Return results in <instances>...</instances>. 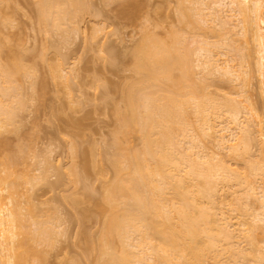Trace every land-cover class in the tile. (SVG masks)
I'll return each instance as SVG.
<instances>
[{"label": "bare ground", "instance_id": "6f19581e", "mask_svg": "<svg viewBox=\"0 0 264 264\" xmlns=\"http://www.w3.org/2000/svg\"><path fill=\"white\" fill-rule=\"evenodd\" d=\"M10 1L14 3L0 0V6L4 7L5 12L6 9H16L14 14L11 13L12 16H8L0 7V11L3 10L0 12V165L3 166V172L0 171V264H48L47 252L41 248L39 250L35 245L39 243L40 246H55L57 240L54 237L61 234V230H56L57 224H52L55 213L51 215L42 212L43 214L39 215L43 218H38L34 206L29 205L32 196L25 195L24 199L29 203L26 208L29 214L26 215L33 223L36 222L34 225L37 226L31 231L28 228L29 223H26L19 212L21 202L16 197L19 187L31 183L34 188L36 184L42 183L47 177L44 173L46 171L43 170L41 176L33 177L27 176L25 172L21 173L18 166L24 165L25 154L22 148L25 147L19 145L14 151L3 134L19 129L18 114L27 109V104L29 106L36 102L39 94L37 92L43 84L53 81L52 83H57L60 88L63 84V91L67 88V97L72 100L71 86L75 76L73 79L72 69L65 74L66 68L62 67V63L49 66L48 72L46 64L49 62L44 56H41L42 62H38V68L37 61L34 66H26L27 63H24L22 57L25 54L20 52H24L21 40L15 42L9 37H4L7 30L17 26L13 17L18 8L14 7V0ZM24 1L26 3V0ZM185 1L189 0L177 1V14L179 22L188 26L192 24L193 16L196 15L194 13H199L200 10L201 5L195 2L204 5L206 0L192 1V7L199 9L195 12L192 7L186 8ZM224 1L228 2L227 5H218L221 1L204 5L208 6L207 10L213 5L216 6H213L215 10L213 7L210 9L208 17H213L212 23H215L214 27L210 28L212 34L215 32V41L197 35L198 38L193 37L196 41L191 43L196 45L193 44L191 50L188 48L191 44L187 38L177 32L172 31L164 40L145 31L132 52L128 53L131 59L130 70L135 77L120 88L122 106L113 105L116 122L111 147L113 152L110 156H106L105 152L106 157L103 156L108 160L106 163L113 173V179L106 187L102 199L95 200L97 214L103 219L102 228L97 240L89 233L83 232L85 251L81 258L71 260L70 264H264V179L260 175H264V122L259 115L255 119L252 116L254 121H251L255 106L251 108L254 103L246 94L250 73V65L246 63L251 61L250 51L256 50L245 47L252 43L257 48V55L260 57H257L259 61L256 65L264 80V0ZM107 2L119 4L121 0H106L105 3ZM27 4L32 8L34 6L36 20L43 32H60V35L64 33V37L65 33L67 35L74 31L77 35L80 28L76 29L77 32L74 29L78 28V18H83L86 13L82 0H27ZM123 6V13L131 12V5ZM222 6L225 9L229 7V11ZM203 9L201 11L206 10ZM201 14L198 15L201 17ZM206 15L202 18L205 19ZM208 18L205 20L208 21ZM217 24L223 34H218L220 29L216 32L215 29L219 28ZM223 36H227V40L231 37L228 44L223 42ZM216 40L226 45L221 43L223 46H220ZM211 46L214 49L210 48ZM222 47L227 48L226 52L231 49L230 52L243 53L247 49L244 58L241 56L243 59L240 60L241 64L247 59V70L243 63L240 65L241 69L231 66L230 62L222 66L224 61L219 63L220 59L214 58V55H217L215 52ZM109 52L112 55L113 52ZM237 53L239 55V52ZM254 55L256 54H253V57ZM246 56L249 58H245ZM112 59L110 58V62L114 64L115 58ZM40 63L46 67L44 68L47 72L44 73L47 74L40 73L42 69L39 68H43L39 67ZM199 71H203L201 73H205L204 76ZM69 72L72 75H69ZM197 72L201 74L202 79ZM216 72H222L221 74L231 78L230 80L235 78L233 81H239L240 85L237 83L238 88H235L238 92L229 93V96L232 98L237 95L243 100L230 99L228 94H223V98L222 95L216 94L217 98H214L215 94L210 92L209 88H214L216 84V88L219 87L218 81L211 78ZM25 78L26 80H23ZM49 79L51 81H48ZM23 81L30 91L27 90V95L22 96L25 85ZM215 82L217 83L214 86ZM44 86L42 90L47 87ZM260 88L263 96L264 82ZM44 92L41 91V98L37 99L40 104L43 103L42 97L45 98ZM225 95L228 98H225ZM220 97L224 102H220ZM254 112L257 113L256 109ZM14 121H17L16 124ZM207 140L210 145L205 143ZM252 144L260 147L261 162L259 159L250 160V151L254 148L259 150L256 145L253 148ZM210 146L214 149L217 147L219 152H212ZM74 149H71L72 154L82 153ZM94 151L95 148L91 149L92 157ZM220 151L221 154L224 151L229 153L228 157L224 156L226 154L221 155ZM3 152L8 153L5 155ZM9 152L15 153L9 157L12 155ZM84 154L83 152L82 156ZM248 157L249 161L246 160ZM106 159L104 160L107 161ZM231 160L236 168L229 163ZM48 166L52 168V163ZM61 166L57 165L56 170L54 169L57 171V183H68L73 187L85 181V169L84 172L78 171L77 166L72 164L69 169L63 170L65 168L62 169ZM257 177L262 179L260 184ZM232 188L233 192L229 193ZM87 189L85 187L83 195L70 192L66 197L63 196L64 203L71 204L74 209L79 207L85 199H92ZM2 192H7V195L2 196ZM226 192L229 193L228 198L224 194ZM234 212L238 215L232 214ZM85 217L87 220L88 217L84 215ZM84 218L82 216V219ZM52 226L55 228L51 229ZM62 232L65 237L69 234L66 230Z\"/></svg>", "mask_w": 264, "mask_h": 264}, {"label": "rangeland", "instance_id": "374dc122", "mask_svg": "<svg viewBox=\"0 0 264 264\" xmlns=\"http://www.w3.org/2000/svg\"><path fill=\"white\" fill-rule=\"evenodd\" d=\"M6 1H9L10 3L11 2L14 3L13 1H10V0H6ZM14 1L16 4L14 7L17 6L18 8L16 14L13 17V19L15 20V25L17 26L11 30L6 29L7 33H5L4 37L6 38L9 37L11 38L12 41H15V42H18L17 40H21L20 42H22L21 44L23 45L24 52L22 51L20 52L24 53L25 55H22V54L20 55H22L23 60H25L24 63L25 64L27 63L26 66L30 64L27 67H31V65L34 66L37 64V68H38V64H39L38 62H42V59L40 58L41 56L42 57L44 56L45 58H47L46 60H48L49 64H51L49 65L47 62H46L47 64L44 62V64L48 66V72H49V66H53V65L57 66V63L58 64L62 63L61 64L63 65L62 67L66 68L65 69L66 71L64 73L66 74L68 70L72 69L71 72L73 73V75L70 72H69V75H72L73 79L75 76L74 83L72 84L71 82V84L73 85L71 86V89H72L71 95L73 96L72 100H69V97H67L68 92L66 91H68V89L66 88L65 89L66 91H63L64 89L63 84H61V88L56 85L57 83L53 84L52 83L53 81L51 83L49 82L48 84H43V86L44 85L47 86L46 89L42 90L43 88L42 86V88L38 90L39 92H37L40 94L41 91L43 92L45 91L44 92L45 98L42 97L43 103L40 104L37 102V99L41 98L40 96L41 94L40 95L38 94L39 97L37 95L36 100H35V97L33 98L36 102L33 103L31 101L33 104L29 106L27 104V107H26L27 109L24 112L22 111V113L18 114L19 116L17 117L18 122L17 121L16 122L18 123L17 125H19V129L11 133L8 132L6 134L5 133L3 134L5 135L3 137H5L7 140L5 138L4 139L8 141L7 142L8 145L10 144L14 148V151L16 148L18 149L19 145L25 147V149L24 148L22 149L24 150L23 152L25 154V155L23 154L24 155L23 157L26 160L24 159L23 161L24 165L18 166L19 168L18 170H20L21 173L25 172L24 174H28L27 176L33 177L36 175H40V173H43L42 171L44 170L46 171L44 173L47 174L45 175V177L47 176L45 178V180L47 181L44 180L42 181V183L36 184L38 183L37 181L39 180L37 178V181L35 180L36 186L34 188L32 187L33 185H30L31 183H29V185L25 184V186L19 187V190L17 191L19 193L16 194L17 199L19 198L21 202L20 207H19L20 209L19 212L21 216L23 217V219L25 218L26 223H29L28 228L31 231L32 229L35 230L37 226L34 225L36 224V222L33 223V220L30 219L28 215H26V214H29L26 209L29 203L25 201L24 199L26 198L25 195L32 196V199L30 200L29 205L34 206L36 210L34 212H37V214L35 215L39 216L38 218L42 216V215L41 216L39 215L40 213L41 214L46 213V214H51V215L55 213V215H53L54 223L52 222V224L54 225L57 224L56 225L57 231L61 230V234L59 233L57 234V236L54 237L55 240H57L55 241L56 242L55 246L48 247V246H45L44 244L40 246L39 243L36 244L37 242H35L36 244L35 246H38L37 247L38 249L41 248L42 250H45L47 252V255L49 258L48 264H60V263L70 264L71 260L81 258L85 251V240H84L83 232L85 231L86 233H89L90 235L93 236L94 240H97L96 238H98V235H100L99 233L102 228L103 219L101 215L97 214L95 200L100 201L102 199L105 193L106 187L108 186V184H110L111 180L113 179V173L110 170L109 166L107 165L108 163L106 162H108V160L105 157L110 156L111 155L110 153L113 152L111 147L113 143V133L116 130V122L114 119L113 105L115 104V105H118L119 107L122 106L120 88L130 83L135 77L133 72L130 70L131 59L129 56L130 54L128 55V53L132 52L131 50L134 49V47L137 45V42H139V40L141 39L143 35V32L145 31L149 32L150 34H154L156 35V37L160 39H164V40H166L168 36H170V33L172 31L177 32L178 35L180 34L184 38H187V41L189 42V44H191L190 45L191 47H188V48H190L191 50H193L192 47L196 45L194 43H193L194 45L191 43V42H194L195 40L193 37L198 38V36H200L204 38L207 37L208 40L209 39L214 40L216 36L214 34L215 32L212 34L211 32L212 29H210L212 28L213 23H214V22L212 23L213 17H211V19H209L208 17L210 16L209 15V12H211L210 9L213 6L214 7L216 6L213 5L212 7H209L210 8L209 10H207L206 8H208V6H204V5L207 3L211 5L213 1L215 2L221 1V3L218 2V5L219 4L227 5L228 2L227 1L225 2L224 0H206V3L202 2V3H205L204 5L198 4V2H195L197 3V5L202 6V7L200 6L199 8L200 10H199L196 7H192L194 6L192 5L193 4L192 1L194 0H189V1L187 0L188 2L185 1L186 8L192 7V9H195L194 12L196 10H199V13L197 11L199 15L202 12H203L202 14H204V15L201 14V17H200L196 12L195 13L193 12L199 17L193 14L196 18L193 16L194 19H192L193 20L192 24L187 26L186 24H181L179 22V16L177 14V6L179 3V2L177 3L178 0H123V1L121 0L122 3L119 2V4L121 3L120 5L118 3H113V2L112 3L107 2L108 3L107 4L105 3L106 0L105 2L104 0H82L86 8V13L85 15L83 14L84 16L83 18L82 17H80L81 19L78 18V20H80L79 22L76 21L78 24L76 23L75 24H76V27L78 28H75L73 26L75 28L74 30L80 28V31L76 30V32L78 31L80 33L77 32V35L76 33H74L75 31L73 33H67V35L65 33V37H64V35H62L64 33L60 35L59 34L60 32L59 33L57 32L56 34V32L46 33L47 31L46 32L42 31L41 26L38 25V22L36 20V15H35L36 13L33 9L34 6L32 8L29 5L30 2H28L29 4H27V0H26V3L24 0L23 1L14 0ZM195 1H199V0H195ZM122 4L125 6L131 5L130 7L131 12L123 13L124 11L121 10V7L123 6ZM7 5L8 3H6V7ZM9 5L11 7V4ZM203 6H204V9H203ZM0 7L1 9L4 10V7L2 6ZM14 7L12 6V8ZM222 7L225 9L224 6ZM123 8L125 7L123 6ZM228 8L225 10H228ZM202 9L203 10L206 9L208 11V14H207L208 16L206 15V10L201 11ZM12 10L13 9L10 8V9H6V12L5 10L3 12L7 13V15L8 14L11 15L12 12L14 14L16 9L14 8V10L13 11ZM205 15H206V18H208L207 19L208 21L205 20L206 18L205 19L204 17L202 18V16H205ZM205 22L206 23L208 22V23L206 24ZM217 27L219 28H216V29L214 28L216 32L219 31L218 29L221 28L219 25ZM98 30H101V31L97 32ZM70 31L72 30L70 29ZM220 33H222V31L219 32L218 34ZM6 34H9L11 36L9 35L7 36ZM213 35H215L214 38H213ZM238 35H241V34H238ZM225 38H227V36H225ZM225 38L223 36L222 40L223 42L225 41V43L228 44L227 42H229L228 40H231V37L230 38L228 37L229 38L228 40ZM232 38H234V36ZM198 41H200V39ZM216 41L217 43H219L218 40ZM212 43L213 42H211V44ZM221 43L222 42L220 41L219 43L220 46L222 44L226 45L224 43L222 44ZM217 45L218 44H216V46ZM252 46H253L252 43L249 46H245L248 48L250 47V50L251 48L253 49L255 48L256 50V52H254V50L250 51L251 52L250 57L252 58H251V61L249 62L251 64L248 63V61L246 63V65L248 66L250 65L249 68L248 66L245 65V60L247 59L243 60L244 63L242 62L244 65V68H246V70L248 68V71L250 72L248 74L249 76L248 85L249 86L247 85L246 87L247 88L246 91L248 90L247 91L248 93L246 94L250 97V100L254 103V105L251 108H253L254 106L256 107V108L254 107V109L252 110L254 114L251 112L252 113L251 117L253 116L255 119L259 115V117H261L264 122V98H263L264 95L263 96L261 95L262 89L260 88L264 80L261 78V75L258 72V67L256 65L258 63L257 61H259L257 60V57L259 56L257 55V48L254 47L255 45L253 47ZM214 47L211 46L210 48L214 49ZM225 48L226 47L218 48L217 51L215 49L216 52L212 50V52H215V54H217L216 56L213 54L214 58L218 57L220 59L219 63H223L224 61V64H222V66H224L225 63L230 62L231 66L233 65L237 69H241L240 65L242 63L240 64V60L244 58L243 56H245L244 53L247 52V49L244 48L246 50H244V52L242 51L243 53H241V51L236 50L237 52H239V55H238L237 52H230L231 49H229L230 51L228 50L229 52H226L227 48L226 49ZM109 51L113 52L112 55H110ZM26 54H27V57H26ZM253 54H256L257 56L254 55L253 57ZM239 56L240 57L242 56L243 58L241 57L240 59ZM112 57L115 58L114 64L110 62V58L112 59ZM245 58H249V57L246 56ZM40 66L43 67V68H39L43 70V72L41 70L40 73H44L46 67L42 63H40L39 67ZM39 69H38V72H39ZM73 71L75 72V74ZM45 72H47V70ZM199 72H197L198 75H199ZM221 73L222 72L217 74L216 72V75L214 74L213 76L211 75V78L217 80L218 85H219V87L216 88L217 82H215L214 86L215 84L216 86L214 88L213 87L209 88V91L215 94V97L213 96L214 98H217L216 94H219V96L222 95V98H223V94H228L229 96L230 95L229 93L235 94L236 92H238L235 90V88H238L239 81L238 82L236 80L233 81V79L235 78L230 80L231 78L227 77L226 75L223 76L222 75L223 73L222 74ZM44 74H47V73H44ZM197 74L195 76H197ZM201 74L202 76H204L203 74L205 73H201ZM201 74L199 76H201ZM176 75H178V73H176ZM202 76H201V79H202ZM23 80H26V78ZM45 80H46V77H45ZM48 81H51V80L49 79ZM210 81L209 82L207 81V82L211 83L212 81L211 82ZM26 82H28V80ZM23 85H24L23 87L24 92L22 96L27 95L28 91H30L28 90L29 87L27 88L25 82L23 83ZM27 85H30V84H27ZM38 87L40 88L41 86L38 85ZM259 88L261 89V91ZM209 91L208 93L210 94ZM228 96L225 95L224 97L228 98ZM222 98L221 97L219 98L220 102H224V100L221 101ZM232 98L234 99L236 98V100H239V101L243 100V98H240V97L238 98L237 95L236 97L233 96ZM28 100H31V99H28ZM255 109L257 113L254 112ZM253 117L251 119H253ZM254 119L251 121H254ZM250 123H253V122H250ZM15 126L13 125V127ZM221 126H223V124ZM13 127L11 129H13ZM205 143H208V140ZM208 144H207V150L209 149ZM254 145L252 144V147ZM256 146L259 147L258 145ZM73 147L75 149L80 150V152L82 153H78L79 152L78 151L77 152L78 154H72L71 149ZM93 148H95L94 155H93L94 157H92L91 155V149L93 150ZM214 148H215V145H214ZM214 148L211 149L212 152H215V151L219 152L218 150H216L217 147L216 149ZM83 152L85 154L82 156ZM105 152L107 153L106 156H105L106 154ZM221 152L222 151H220V154ZM224 152L223 154H226L224 156H227V154H229V153H226V151ZM251 152H252V155L250 154ZM5 153L6 152H3V154ZM9 153L10 154L12 153V155L9 156V157H12L15 152H9ZM100 153H102L103 155L102 154L100 155ZM250 153L249 155L252 156L250 160L252 161L253 160L259 161L262 156L261 154H259L261 153L260 147H259V150L258 148L252 149ZM4 157H7V156H4ZM103 158L106 159L107 161H105ZM3 159H6V158H3ZM246 160L249 161V157ZM233 161H236V160H233ZM252 161L249 162V164L252 163ZM261 161L262 160H260L259 162ZM48 162L49 164L52 163V168L48 166L49 165ZM229 163L231 164L232 160ZM240 163H238V165L242 164ZM60 164L63 166V167L61 166L62 169L65 168L63 170H67L66 168L69 169L70 168L69 166L72 164L74 166H77L76 168L78 169V171L84 172V169H85L86 171L85 181L73 187L72 185L70 186V184L68 183L67 184L69 186L65 183H61V184L57 183L59 182L57 180V175H56L57 171L55 172L54 169L56 170L57 165H60ZM243 165L241 166V168L243 167ZM232 166L233 168H236V166L234 167V164ZM237 168H239V166ZM0 171L3 172V166L1 165H0ZM260 175H262L263 176L262 179H264V175L263 174H260ZM253 177L254 176H252V178ZM24 178H28V177L24 176ZM262 179L261 180L258 179L259 184L261 183L260 181H262ZM30 182H32V180H30ZM85 187L88 188L87 192L89 194V197H91L92 199L88 198L89 200L87 201H85L86 200L85 199L84 203H82L81 205H78L79 207L76 206L75 209L73 208V206L71 207V204L64 203L63 198H62L63 196L69 195L70 192L71 193L77 192L83 195L84 192L86 191ZM233 190L234 188L229 189V193L230 191L233 192ZM6 193L7 192L5 193L2 192L3 194L2 196H6L7 195ZM229 193L228 192L224 193L226 194L225 196L227 198L229 196ZM232 214H235V212ZM84 215L88 217L87 220H86V217L84 218ZM235 215H238V214L236 213ZM82 216L84 219H82ZM46 217L47 216H45V218ZM35 220H36V217L34 221ZM80 220L82 222H80ZM84 220L86 221L83 222ZM54 228L55 227L51 229H54ZM34 230L32 233H34ZM62 230H66V232L69 233L68 236L66 237L63 236L62 233L64 231L62 232ZM31 231H28V232H31ZM92 259L94 258L92 257ZM32 264H36V262ZM246 264H249V263L246 262Z\"/></svg>", "mask_w": 264, "mask_h": 264}]
</instances>
